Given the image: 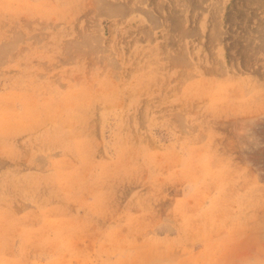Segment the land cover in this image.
I'll list each match as a JSON object with an SVG mask.
<instances>
[{"label":"rangeland","instance_id":"1","mask_svg":"<svg viewBox=\"0 0 264 264\" xmlns=\"http://www.w3.org/2000/svg\"><path fill=\"white\" fill-rule=\"evenodd\" d=\"M0 264H264V0H0Z\"/></svg>","mask_w":264,"mask_h":264}]
</instances>
